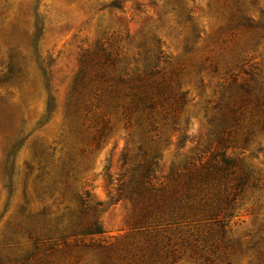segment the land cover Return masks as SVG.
I'll use <instances>...</instances> for the list:
<instances>
[{"label": "rangeland", "instance_id": "obj_1", "mask_svg": "<svg viewBox=\"0 0 264 264\" xmlns=\"http://www.w3.org/2000/svg\"><path fill=\"white\" fill-rule=\"evenodd\" d=\"M113 1L0 0V264H21L32 250L22 232L28 219L47 223L57 249L73 220L98 219L100 235L66 243L134 235L138 247L155 245L143 264H264V114L246 113L230 137L226 153L242 159L255 184L235 197L230 216L208 215L212 193L193 195L199 167L221 150L212 126L223 86L250 75L264 84V0ZM243 18L255 26H241ZM155 54L154 78L171 77L183 106L151 125L106 114L96 137L101 123L92 110L79 118L75 91L120 87L118 76L138 75ZM144 159L151 189L134 186ZM234 191L228 182L219 196ZM213 219L227 221L222 237L211 236ZM75 248L54 252L51 264H97ZM40 253L24 264H46Z\"/></svg>", "mask_w": 264, "mask_h": 264}, {"label": "trees", "instance_id": "obj_2", "mask_svg": "<svg viewBox=\"0 0 264 264\" xmlns=\"http://www.w3.org/2000/svg\"><path fill=\"white\" fill-rule=\"evenodd\" d=\"M114 7H119L116 0L112 2ZM249 18H243L239 24L245 28H253L255 25ZM261 30L264 32V20L261 23ZM264 37V33L262 35ZM159 55L155 54L151 60H149L141 69V73L134 77H128L123 79L121 77L116 78V82L120 87L107 88L104 87L98 91L91 92L94 95H84L83 93H76L74 107L79 112V118H87V114L92 110L91 118L100 122L99 128L96 129V137L103 136L104 129H106L107 120L102 118L106 114L116 113L119 114L125 124H130L132 121L141 124L143 122L151 125L155 120L156 114H160L164 119L168 112H177L185 103V93L176 92L171 84L172 78L166 79L154 78L159 73L158 68ZM102 73L97 75L101 78ZM84 75L77 80L75 85L85 84ZM106 81V80H104ZM72 97V96H71ZM79 107V108H78ZM159 109L157 110V108ZM99 111H95L94 109ZM214 108L217 110V123H213V133H215V141L220 151L213 154L210 161L201 165L198 169V173L195 176L194 194H201L205 196L207 193H212L214 199V206L208 212V215L216 218L218 212H222L226 217L230 216L229 210L233 208V202L235 197L243 192L245 187L250 183L252 173L251 170L244 165L241 158L229 156L226 152L231 147L232 141L230 137L235 136L237 133L235 128H240L241 120L248 113L250 116L253 114H264V84L256 81L252 78H245L242 81H238L235 76L227 81L223 86V91L219 94ZM174 117V115H173ZM176 118L172 120L175 122ZM96 122V123H97ZM259 123V121H257ZM261 126H264V121L260 122ZM249 131L241 138L242 143L248 141ZM218 160H215V157ZM38 162H40V154L37 155ZM41 163V162H40ZM43 169L45 164H41ZM152 162L150 159H144L134 169L136 172L137 180L134 186L140 189H151L152 184L147 183L149 181V175L151 174ZM40 168V169H41ZM42 179V175L38 176ZM228 182H231L232 188L235 190L232 196H219L220 191H224ZM121 187L124 183L120 184ZM150 187V188H149ZM222 189V190H221ZM88 193H86V196ZM141 196V194H140ZM164 209V207H162ZM209 217V218H212ZM30 220V228H22V232L26 233V236L32 241V250L28 251L23 258L21 264L29 258L28 255L39 254L42 251L40 259L46 260V264H51L53 260H49V257L53 256L54 252L67 249V253L71 254L72 248H75L74 252L76 257L80 255L82 251L92 252L95 256L97 264H143L145 259L151 258L155 254V245L150 244L146 246L138 247L137 240L134 235L122 236L115 238L113 241L107 239L93 240L85 242L81 240H73L72 243H66L67 237H74L76 235L81 236H98L103 230L99 224L98 219L89 220H73L69 223V233L67 235H60V242L63 243L60 249L54 247L56 244L54 240L46 235L48 231L46 229L47 223L45 221H39L34 219ZM60 219H56L54 229L58 228ZM148 219H141L138 223L144 224ZM159 220L152 224H160ZM215 225V231L211 236L216 234L220 237L223 236L224 227L227 221L224 219H213L212 222ZM215 234V235H214ZM212 238V237H211ZM222 240L221 238L219 239ZM8 243V242H5ZM147 243V241H146ZM145 243V244H146ZM213 249H223L225 245L223 242L220 245L211 243ZM55 248V249H53ZM149 248V249H148ZM148 249V250H146ZM146 250V252H145ZM140 253V254H139ZM261 254V253H259ZM146 256V258H144ZM18 258V259H20ZM208 260V258H205ZM13 264H17L16 261ZM38 264H42V261ZM225 264H229L226 262Z\"/></svg>", "mask_w": 264, "mask_h": 264}]
</instances>
